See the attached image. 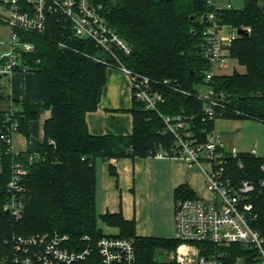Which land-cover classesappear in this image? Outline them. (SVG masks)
<instances>
[{"label": "trees", "instance_id": "trees-1", "mask_svg": "<svg viewBox=\"0 0 264 264\" xmlns=\"http://www.w3.org/2000/svg\"><path fill=\"white\" fill-rule=\"evenodd\" d=\"M91 1L103 6L108 23L132 48L130 54L116 50L121 62L149 76L164 93L159 110L185 116L190 128L204 139L215 122L204 119L203 102L197 97L199 87L207 83L209 66L201 48L207 24L204 14L212 9L208 0ZM218 17L221 23L249 30L239 34L230 46V56L246 71L216 74L210 82L226 94L219 107L221 117L264 122V0H244L242 7L226 8ZM20 34L34 44V49L22 56L35 74L34 99L44 102L51 114L35 150L0 156V248L14 234L58 231L67 233L72 244L94 247L86 259L73 264H102L96 247L105 234L99 226L102 221L118 227L117 235L133 239L136 264H180L167 254L182 243L181 239L139 235L134 219L121 212L99 213L97 209L96 159L149 156L161 147L170 148L174 137L162 132V117L133 99L129 109L134 117L132 134L91 133L86 114L98 108L109 61H115L114 57L95 42L76 36L70 23L57 14L48 16L45 32ZM0 97H8V93H0ZM17 115L19 131L29 137L30 121L39 113L24 105ZM4 117L5 111L0 110V128ZM34 151L39 158L29 163ZM18 159L26 162L29 171L23 180L26 207L23 216L15 219L3 205L9 194L13 162ZM225 165L226 174L235 181L255 183L251 201L256 218L251 224L264 236V155L242 151L236 157L228 156ZM174 195L175 199L196 197V192L185 183L176 187ZM198 245L207 254L221 253L223 264H261L256 249L240 242L220 246L203 241Z\"/></svg>", "mask_w": 264, "mask_h": 264}, {"label": "built area", "instance_id": "built-area-1", "mask_svg": "<svg viewBox=\"0 0 264 264\" xmlns=\"http://www.w3.org/2000/svg\"><path fill=\"white\" fill-rule=\"evenodd\" d=\"M0 2L4 10L0 12V20L10 28L7 40H0V93H8L5 76L16 71H30L22 56L32 51L34 44L23 40L20 32H45L50 14L66 19L76 36L95 42L114 57L115 61H109V65L129 75L133 98L142 102L146 109L156 110L164 120L162 132L172 134L174 141L170 148L158 149L154 156L172 157L188 164L209 165L205 180L210 195L196 194V197H180L174 201L175 237L181 239L182 243L171 251L169 258L180 264H223L221 253L207 254L198 242L208 241L220 246L240 242L256 249L260 263L264 264V236L251 224L256 218L251 201L256 190L255 183L247 179L235 181L226 174L228 156L236 157L240 151L236 147L225 149L214 128L202 139L190 128L185 116L159 110L158 105L165 100L164 93L149 76L135 72L121 62L116 50L130 54L132 48L108 23L101 4L91 0ZM208 4L212 9L204 14L207 24L201 42L202 52L209 63L205 76L207 83L199 87L197 97L203 102L204 119L215 120L222 114L219 107L226 94L217 91L210 82L218 74V68L226 66L231 57L230 46L239 33L238 28L221 23L218 17L222 10L231 8L232 4L218 6L216 0H208ZM4 43L5 48H1ZM163 82L168 84L169 80ZM18 109L12 103L5 110L0 128V156L20 153L13 148V136L19 131ZM250 152L257 155L255 149ZM38 158L39 154L34 151L28 161L32 163ZM28 171L23 159L13 162L9 194L3 208L15 219L23 216L26 207L27 187L23 180ZM84 238L90 239L89 236ZM96 247L102 264H136V246L132 238L105 233L97 240ZM93 251L94 247L72 244L67 233H18L4 241L0 248V264H73L86 259Z\"/></svg>", "mask_w": 264, "mask_h": 264}, {"label": "crops", "instance_id": "crops-1", "mask_svg": "<svg viewBox=\"0 0 264 264\" xmlns=\"http://www.w3.org/2000/svg\"><path fill=\"white\" fill-rule=\"evenodd\" d=\"M0 12L4 10L1 9ZM7 35L9 36V32ZM8 36L0 40H7ZM1 48H5V43ZM231 58L220 70L229 66ZM242 67L246 71V67ZM6 82L8 97H0V110H7L13 103L20 110L25 105L39 113L38 118L30 121L29 137L21 131L14 134L13 148L17 151L35 150L44 137V122L51 111L44 102L34 99L33 71H16L8 75ZM133 99L129 75L117 67H109L98 108L86 114L91 133L132 134L134 117L129 109L133 105ZM214 131L219 135L225 149L236 147L240 152L255 149L257 155H264V122L261 120L220 116L215 119ZM208 168V163L188 164L180 159L154 155L110 159L98 157V212H121L127 219H134L139 235L173 237L176 187L187 183L196 194L209 196L205 180V171ZM109 227L117 229L115 233H118V227Z\"/></svg>", "mask_w": 264, "mask_h": 264}, {"label": "rangeland", "instance_id": "rangeland-1", "mask_svg": "<svg viewBox=\"0 0 264 264\" xmlns=\"http://www.w3.org/2000/svg\"><path fill=\"white\" fill-rule=\"evenodd\" d=\"M216 2L218 4V6H224V7L230 3L233 4L234 7H237V8L242 7L244 5V0H216ZM1 9H3V7H2V4L0 3V10ZM9 31H10V28L8 27V25L0 20V39L6 38L8 36L7 33ZM109 67H113V66H109ZM235 69H238L240 72L245 71V68L242 67V65H240V63L238 62V60L236 58H231L229 66L227 68L222 69V70H220V68H218V72L219 73H225V74H231L235 71ZM7 79H8V76H5V80H7ZM99 226L102 227V229L105 233H115L117 231V229L107 226L102 221L99 222ZM169 255H170V253H169ZM169 255L167 254L168 257H169Z\"/></svg>", "mask_w": 264, "mask_h": 264}, {"label": "water", "instance_id": "water-1", "mask_svg": "<svg viewBox=\"0 0 264 264\" xmlns=\"http://www.w3.org/2000/svg\"><path fill=\"white\" fill-rule=\"evenodd\" d=\"M205 19H206V16H205ZM248 32H249V30L247 29V28H245V27H240V28H238V33L240 34V35H242V34H248ZM2 77V74H0V78Z\"/></svg>", "mask_w": 264, "mask_h": 264}]
</instances>
